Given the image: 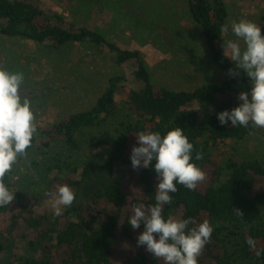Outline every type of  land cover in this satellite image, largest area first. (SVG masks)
Listing matches in <instances>:
<instances>
[{
	"label": "trees",
	"instance_id": "obj_1",
	"mask_svg": "<svg viewBox=\"0 0 264 264\" xmlns=\"http://www.w3.org/2000/svg\"><path fill=\"white\" fill-rule=\"evenodd\" d=\"M185 1L212 61L224 75L218 83L189 91L153 83L138 50L118 47L97 30L42 6L40 0H0V34L54 49L69 43L92 44L120 68L90 108L48 126L37 125L32 142L43 147L60 144L74 151L81 133L99 130L111 121L113 126L94 139L105 149L103 161L73 165L55 156L41 167L37 179L21 180L11 171L4 177L16 192L11 205L0 208V217L7 221L5 233L13 241H24L30 253L13 264H163L137 246L143 226L132 229L127 223L134 206L143 204L147 210L155 204L158 183L154 170L133 169L129 157L141 131L163 134L177 126L193 144V162L205 172V180L191 191L177 185L173 202L164 206L165 218L192 216L214 227L198 264H264V253L256 255L264 249V167L253 156L240 159L222 148L226 141H240L256 128L222 126L217 120L218 112L237 106V96L248 90L249 81L243 75H228V69L235 67L223 56L221 28L227 18L223 0ZM258 25L264 33V10ZM198 108L208 115L201 117ZM197 153L200 160L195 159ZM100 173L105 178L99 182ZM89 181L95 185L83 199L80 195ZM63 185L76 198L62 215L54 216L51 193ZM246 237L257 241L256 249L245 243Z\"/></svg>",
	"mask_w": 264,
	"mask_h": 264
},
{
	"label": "rangeland",
	"instance_id": "obj_2",
	"mask_svg": "<svg viewBox=\"0 0 264 264\" xmlns=\"http://www.w3.org/2000/svg\"><path fill=\"white\" fill-rule=\"evenodd\" d=\"M40 1L47 9L97 30L118 47L138 50L152 82L159 86L189 91L224 78L204 44L201 28L190 17L185 0ZM223 2L227 12L225 26L229 28L224 32V40L232 38L233 21L244 19L258 25L264 0ZM0 67L24 73L25 83L20 95L31 101L39 126H48L65 115L87 110L104 92L108 79L120 73L112 59L95 45L69 43L54 49L30 39L3 34H0ZM240 75L245 76L243 72ZM198 109L202 111L201 117L208 115ZM111 126L109 121L99 130H85L78 136L79 148L74 151L60 144L43 147L37 141L26 156L18 159L11 172L21 180L37 179L41 167L55 156L73 165L99 164L104 159L105 149L96 146L94 139ZM222 148L240 159L253 156L264 167V129L256 128L240 141L228 140ZM104 178L103 173L97 176L99 182ZM94 185V181L87 182L80 196L86 198ZM6 222L5 216H1L0 264H13L18 257L30 253L24 241L9 239L5 233Z\"/></svg>",
	"mask_w": 264,
	"mask_h": 264
},
{
	"label": "clouds",
	"instance_id": "obj_3",
	"mask_svg": "<svg viewBox=\"0 0 264 264\" xmlns=\"http://www.w3.org/2000/svg\"><path fill=\"white\" fill-rule=\"evenodd\" d=\"M221 31L227 33L228 26H223ZM231 36L222 45L223 56L235 65L228 69V75L236 78L243 72L250 87L239 92L236 107L218 112L217 120L222 126L252 125L264 129V33L256 23L241 19L231 23ZM24 83L23 72L0 67V208L10 206L16 193L10 190L4 177L19 158L26 156L38 130L31 101L20 95ZM136 145L129 157L132 168H151L158 179L155 204L147 210L143 204L134 206L127 220L132 229L143 226L137 246L144 247L163 264H198L214 227L207 220L199 222L196 217L174 219L163 214L164 206L173 202L171 194L178 191L177 185L191 191L205 180V172L193 162V144L177 126L163 134L141 131L136 135ZM201 158L197 153L195 159ZM51 196L54 216L62 215L64 208L71 206L76 198L67 185L60 186ZM245 243L257 248L252 237H246ZM262 253L264 249L256 251L257 256Z\"/></svg>",
	"mask_w": 264,
	"mask_h": 264
}]
</instances>
